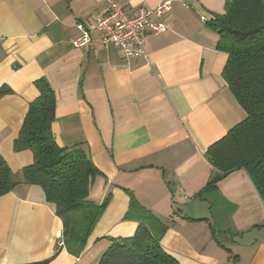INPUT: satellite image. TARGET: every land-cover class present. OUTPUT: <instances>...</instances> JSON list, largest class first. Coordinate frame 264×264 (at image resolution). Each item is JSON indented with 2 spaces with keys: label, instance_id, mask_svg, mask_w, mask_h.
<instances>
[{
  "label": "crops",
  "instance_id": "obj_1",
  "mask_svg": "<svg viewBox=\"0 0 264 264\" xmlns=\"http://www.w3.org/2000/svg\"><path fill=\"white\" fill-rule=\"evenodd\" d=\"M116 1L132 15L166 0ZM170 1L167 31L145 37L144 56L126 58L98 33L88 48L73 45L77 25L103 12L98 0H0V87L13 91L0 98V155L14 172L33 162L13 144L45 79L56 95V142L83 150L100 172L89 199H110L74 256L42 188L17 186L0 197V264H99L137 230L131 195L168 226L162 246L181 264H264V202L245 170L197 198L214 174L209 147L247 116L208 25L226 0Z\"/></svg>",
  "mask_w": 264,
  "mask_h": 264
},
{
  "label": "trees",
  "instance_id": "obj_2",
  "mask_svg": "<svg viewBox=\"0 0 264 264\" xmlns=\"http://www.w3.org/2000/svg\"><path fill=\"white\" fill-rule=\"evenodd\" d=\"M208 25L220 36L218 48L228 54L224 78L247 116L209 147L214 174L197 198L230 173L245 170L264 202V0H226L225 14L214 15ZM35 86L39 96L29 104L13 144L16 153L31 151L33 162L14 172L0 155V197L21 184L41 187L63 222V246L80 256L110 199L102 204L89 199L100 172L83 150L58 145L52 131L56 95L45 79ZM12 93L8 86L0 87V98ZM129 213L138 223L134 236L114 243L99 264H181L162 246L168 226L132 195Z\"/></svg>",
  "mask_w": 264,
  "mask_h": 264
},
{
  "label": "built area",
  "instance_id": "obj_3",
  "mask_svg": "<svg viewBox=\"0 0 264 264\" xmlns=\"http://www.w3.org/2000/svg\"><path fill=\"white\" fill-rule=\"evenodd\" d=\"M104 6L103 12L86 27L79 23L82 32L73 41L76 48H88L92 34L98 33L104 47H115L126 58L145 55L144 43L147 35L159 36L167 31L165 15L171 11L172 1L161 2L156 8L141 7L135 14H129L116 0H98Z\"/></svg>",
  "mask_w": 264,
  "mask_h": 264
},
{
  "label": "rangeland",
  "instance_id": "obj_4",
  "mask_svg": "<svg viewBox=\"0 0 264 264\" xmlns=\"http://www.w3.org/2000/svg\"><path fill=\"white\" fill-rule=\"evenodd\" d=\"M223 242H224V239H223ZM226 243V242H225Z\"/></svg>",
  "mask_w": 264,
  "mask_h": 264
}]
</instances>
